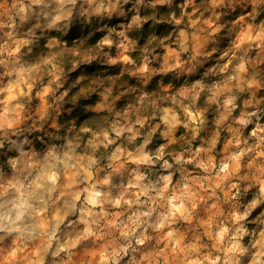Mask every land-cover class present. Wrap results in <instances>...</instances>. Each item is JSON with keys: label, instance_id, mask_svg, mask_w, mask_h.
I'll list each match as a JSON object with an SVG mask.
<instances>
[{"label": "rangeland", "instance_id": "374dc122", "mask_svg": "<svg viewBox=\"0 0 264 264\" xmlns=\"http://www.w3.org/2000/svg\"><path fill=\"white\" fill-rule=\"evenodd\" d=\"M195 1L118 112L81 64H134L173 0H0V264H264V0ZM92 18L109 49L67 46ZM87 93L102 128L66 118Z\"/></svg>", "mask_w": 264, "mask_h": 264}, {"label": "trees", "instance_id": "16d2710c", "mask_svg": "<svg viewBox=\"0 0 264 264\" xmlns=\"http://www.w3.org/2000/svg\"><path fill=\"white\" fill-rule=\"evenodd\" d=\"M173 1V5L153 6L148 4L142 9L143 24L139 29V38L134 39L136 44L129 52L134 64H127L123 71L121 70L122 62L111 65L98 60H91L81 64V69L87 74L89 82L95 79H104L111 75L114 79V91L126 92L117 102L116 111L123 112L129 104L133 105L134 95L129 89L143 87L131 76V71L140 65L146 57L163 54V44L171 42L177 30L183 28V24H178L177 21H185L187 19L186 14L191 11V7H185L184 0ZM195 3L198 11L201 12L208 0H196ZM104 24L98 18H92L90 21L82 20L75 24L62 40L67 42V46H77L83 42L85 49L108 50V46L99 44L101 38L106 34ZM111 49L115 52V46ZM161 79H164V83H166L169 77L157 76L146 88L149 90L154 88ZM87 83L88 80L81 82L82 85ZM78 96L80 97L78 107L66 117L67 119L75 120L78 126L89 128H102L113 119L114 112H94L84 108L86 105L94 104L98 100V94L87 93L86 95L78 94Z\"/></svg>", "mask_w": 264, "mask_h": 264}]
</instances>
